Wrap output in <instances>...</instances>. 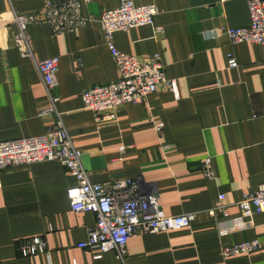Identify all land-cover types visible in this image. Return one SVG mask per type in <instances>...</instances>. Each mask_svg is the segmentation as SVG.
Masks as SVG:
<instances>
[{"label": "crops", "instance_id": "crops-1", "mask_svg": "<svg viewBox=\"0 0 264 264\" xmlns=\"http://www.w3.org/2000/svg\"><path fill=\"white\" fill-rule=\"evenodd\" d=\"M132 1L153 4L158 14L151 26L115 32L114 46L141 62L159 56L165 77L177 83V97L161 88L142 104L124 105L114 121L99 123L82 93L119 79L99 19L120 0H92L83 7L91 21L62 35L53 36L44 23L29 24L30 56L15 46L13 19L40 13L44 0H0V142L61 125L82 153L91 183L136 179L143 192L157 195L166 216L195 214L188 228L130 237L125 264H264V212L254 213L247 228L234 227L241 216L237 202L264 184L263 49L234 44L226 32L248 25L247 0ZM228 56L236 68L228 67ZM49 58L59 62L51 96L35 65ZM74 185L57 161L0 172V264H120L114 252L80 247L96 217L72 210L67 190ZM222 194L228 216H212ZM35 238L45 252L23 254ZM253 240L258 249L223 255L224 248Z\"/></svg>", "mask_w": 264, "mask_h": 264}, {"label": "built area", "instance_id": "built-area-1", "mask_svg": "<svg viewBox=\"0 0 264 264\" xmlns=\"http://www.w3.org/2000/svg\"><path fill=\"white\" fill-rule=\"evenodd\" d=\"M91 2L92 0H44L40 13L28 17L15 16L14 19L12 15L19 27L18 33L14 35L15 46L24 56H30L26 33L29 24L44 23L49 26L53 36L85 27L91 19L83 14V7ZM247 2L248 25L228 29L227 36L234 44L247 42L260 45L264 54V0ZM157 14L155 5L135 6L132 0H120L118 8L102 12L99 23L106 47L117 64L119 79L109 84L92 86L82 93L85 109L91 110L99 123L114 121L124 105L142 104L149 94L161 88L177 97V83L165 77L159 56L141 62L119 52L113 43L115 32L151 26ZM3 21L1 19L0 24ZM157 31L160 32L161 29ZM35 65L45 92L51 96L57 85L58 59H45ZM228 67H237L232 56H228ZM157 127L162 128V124ZM81 159L82 153L73 147L61 125L40 136L0 142V172L11 166L48 161H57L67 170L68 175L75 180V185L67 190L72 210L77 213L89 212L96 217L94 227L88 232L87 241L80 244V247L98 248L101 254L114 252L120 264H125L128 240L136 233L179 230L190 227L194 222V213L166 216L160 208L157 195L143 192L136 179L124 178L106 184L91 183ZM202 171L206 179L213 178L209 160L203 162ZM225 200L223 194L218 197L214 208L209 211L212 216H228L229 205L225 204ZM236 205L241 216L235 221L234 227L245 229L249 225L246 221L254 213L264 212V184L253 192L243 194ZM259 247L260 243L253 240L224 248L223 255L229 257L245 254ZM45 250V243L35 238L24 244L21 252L34 255L42 254Z\"/></svg>", "mask_w": 264, "mask_h": 264}]
</instances>
